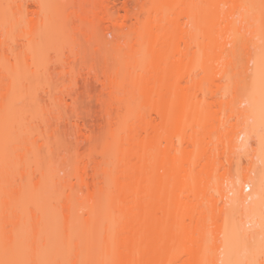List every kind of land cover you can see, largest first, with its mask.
<instances>
[{
  "label": "bare ground",
  "instance_id": "bare-ground-1",
  "mask_svg": "<svg viewBox=\"0 0 264 264\" xmlns=\"http://www.w3.org/2000/svg\"><path fill=\"white\" fill-rule=\"evenodd\" d=\"M33 1L39 9L26 32L36 74L50 17ZM103 2L59 7L66 72L74 85L82 73L100 81L109 93L103 115L64 112V98L54 97L36 104L20 136L12 130L21 65L12 26L26 6L0 0V138L12 137L18 165L14 179L8 154L0 172V241L27 242L26 264H264V0H130L127 32L112 29L126 48L100 66L88 51L110 15ZM5 13L12 26L3 30ZM234 96L246 106L233 110ZM253 137L261 169H241L222 191L219 166L238 148L252 150ZM238 212L251 218L248 230L230 219Z\"/></svg>",
  "mask_w": 264,
  "mask_h": 264
},
{
  "label": "rangeland",
  "instance_id": "rangeland-1",
  "mask_svg": "<svg viewBox=\"0 0 264 264\" xmlns=\"http://www.w3.org/2000/svg\"><path fill=\"white\" fill-rule=\"evenodd\" d=\"M61 1L62 0H40V7L42 11L47 17H50V26L45 30L44 35L40 38V44L42 45L40 51H41L43 66L42 69L36 74H33L34 72L32 73V70H34L32 66L34 64L31 63L32 62L31 56L34 50L33 40L31 39L32 36L26 32L27 31L26 20L31 18L35 13L34 11L39 9L38 3L33 0H24L26 10L23 11L22 22L18 26L11 25L12 19L9 17L8 15L9 13L8 14L5 13L6 18H4L3 20L4 22H2L3 24L1 27L3 28V30L9 28L10 26L14 28L15 48L19 52L21 57V65L19 71L20 77L18 79L20 95L16 102V114L14 116L15 118L12 129L14 130V133L19 132L20 136H26V134L29 132L31 128V123L35 122L33 120L35 118L33 117L35 113L34 111H36L35 109V106H37L36 104L42 106L43 104L45 105L51 104L52 99L54 97L64 98L65 104L67 103L66 105L67 110L65 109L64 112H68V113L74 112L75 115L80 114V116L83 115L86 118L92 117L90 115L97 116L96 114H100L101 112H102L101 114L103 115L104 112L103 110L105 108H102V111L100 109L102 106L105 107V103L108 102L109 93L107 92L106 89L102 87L100 81H98L96 77L89 76L85 78V76L82 73V75L78 77L77 84L74 85V83H72L70 79V75L67 74L66 72L67 69L66 62L70 58V52H69L70 41L67 38L66 25L60 19L59 7ZM102 1H104L105 3L104 2L103 3L105 5L107 4L108 8L110 9V15L109 17H105L104 20L102 19L103 21L101 20L99 26L96 27L97 30L95 29L92 32L93 44L91 43L92 45L91 44L89 45L90 46L88 51L89 62H93V61L98 62L101 57L103 58L104 56L105 58L106 55L115 58V56L117 57L122 52H124L126 48L125 47L126 37L120 35L119 38H116V35L112 29H114L115 27L118 28L120 26L124 30V31L122 30L124 34L125 32H127L128 27L133 22L132 18L126 17L127 14L125 11V8L128 9L129 6L131 5V2H129L130 0H102ZM124 3H126L125 4L126 6L123 5ZM16 33H18V35H16ZM100 41L103 43H98ZM81 43L85 44L84 37L81 39ZM112 58H110V60ZM103 60L101 61L100 59V61L98 62L100 66H102L101 62L104 63ZM113 62L114 64L116 62L115 65L116 67H118V64L119 66L121 64L119 61H118L119 63L117 62V58L116 61ZM78 69H80L83 72L82 66L79 67ZM238 76H240V74ZM70 94L71 95L74 94L77 97L76 101H74V104L75 103L77 104L75 105L73 104V101L70 98ZM236 95H238V93ZM237 98H239V96L237 97L234 96V100H233L234 107L233 106L232 107L233 110H235L238 107L237 108L238 111L239 108H243L244 106H246L245 105L246 103L243 102L244 104L243 103L241 104L239 101H237L238 100ZM113 106H115L114 109L112 108ZM113 106L111 108L113 109V112L117 114V112H119L120 109H118L117 105H113ZM63 108H65V105ZM239 118L240 119L234 118V120L237 119L236 121L238 123H242L243 121L246 120L247 117L246 118L244 117V119L243 118L241 119V117ZM249 120L251 119H248V122H250ZM242 138L243 136L239 137L240 140L238 141L239 143L242 141ZM254 138L256 139V137H253L252 139L250 138L247 143L248 144L247 146L248 147L250 146L252 150L250 149L248 151L247 148V150L244 151V149L238 148L235 151V153L233 154L231 153L232 158L231 157L229 158L230 154L229 155L227 154L228 155L227 156L228 159H226L227 161L226 160L224 161L223 159L224 161L223 166L225 167H223L222 165L219 166L220 168H218L219 170L217 171L218 173L216 174V178L218 179L222 178V180L220 179L222 183L221 182L220 183L222 188L225 189V190L223 189L222 191L225 192L226 190L228 191V189L231 188L229 185L230 181L235 177V175L241 169H244L245 167L248 166L251 167V165L252 166L255 165L253 166L255 167L254 168L255 170L258 167H259L258 170L261 169L262 162L261 161L258 162V158H256L254 155H252L253 157L250 156L251 154L254 153V152L251 153L254 150L253 148L256 147V140ZM12 144H13L12 137H9L7 140L0 138V172L7 166V163L9 162V166H15L14 179H17L18 165L16 163L17 159L13 155H11ZM8 154H10V156L9 159L7 160V163L5 164L4 161ZM254 160L256 163L254 162ZM219 186L220 185H218V188ZM250 186L252 185L250 184ZM216 188L217 187H215V190H213L212 192H213V196H215V198L218 199L219 196L221 195L218 194L217 192L218 190ZM252 188L245 189L244 193L248 194L252 192L251 190ZM222 191L220 190V194ZM229 195L231 194L229 193ZM218 200L219 202L221 201L220 198ZM230 219H232V221L236 224L237 229L240 228L241 230L242 228H245L248 230L251 227V221H250L251 218L249 217V215L247 216L245 212L243 213L238 212L231 214ZM213 253L215 254V252ZM31 254L32 252L27 242L19 246L7 248L0 241V264H26V262H28L29 259L31 258ZM261 258L263 259V256Z\"/></svg>",
  "mask_w": 264,
  "mask_h": 264
}]
</instances>
